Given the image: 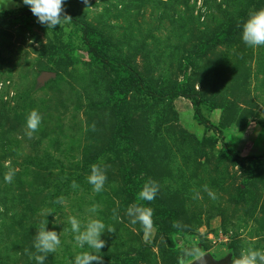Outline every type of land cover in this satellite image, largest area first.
<instances>
[{
  "label": "rangeland",
  "instance_id": "374dc122",
  "mask_svg": "<svg viewBox=\"0 0 264 264\" xmlns=\"http://www.w3.org/2000/svg\"><path fill=\"white\" fill-rule=\"evenodd\" d=\"M23 7L8 0L0 13ZM260 8L264 0H64L70 23L49 29L34 15L0 23V264H37L35 235L46 222L61 244L44 264H74L92 250L77 246L70 216L82 223L94 216L114 229L101 236L103 264H178L176 252L191 244L217 260L264 250V46H247L240 32L197 53ZM84 24L149 93L131 91L115 110L111 79L86 52ZM175 87L198 94L213 130L194 120L188 100L169 101ZM33 109L42 122L29 137ZM121 119L142 161L115 136ZM206 136L219 142L204 143ZM224 143L247 160L226 158ZM94 163L107 166L99 193L87 181ZM128 170L159 184L153 206L175 210L183 235L157 226L146 235L131 223Z\"/></svg>",
  "mask_w": 264,
  "mask_h": 264
},
{
  "label": "clouds",
  "instance_id": "9594fccd",
  "mask_svg": "<svg viewBox=\"0 0 264 264\" xmlns=\"http://www.w3.org/2000/svg\"><path fill=\"white\" fill-rule=\"evenodd\" d=\"M22 2L30 8L32 14L37 17L38 22L41 25H46L49 29L72 21V17L64 10V0H22ZM83 2L87 4L88 0H83ZM7 3L8 0L0 2V4L5 5ZM241 38L247 46L253 48L264 46V8L249 12L248 18L242 25ZM41 122L42 116L39 111L36 109L31 110L26 118L27 135L29 137L38 131ZM106 171L107 166L102 163L91 165L87 181L92 185L94 192L99 193L104 190L107 181ZM13 177L14 172L9 171L5 175V181L11 183ZM71 186L73 189L79 187L75 181L72 182ZM158 191L159 184L152 178H148L138 193V200L151 202L155 199ZM63 202V197L57 200V203L63 204ZM97 211V205H92L89 209V212L92 214H95ZM126 214L131 218L132 224L139 223L142 225L146 235L153 232L152 208L141 204H133L128 207ZM68 222L71 225V231L75 234L77 246L83 248L85 245H88L92 250L76 254L74 264H93V262L103 264V257L99 253L105 247L106 241L101 239V236L105 229L109 233L114 232V229L106 227L101 219L94 216H89L84 223L76 216H70ZM46 223L41 224L35 235L34 248L36 249V254H34V259L37 261V264H44L47 254L54 253L61 244L59 234L54 230H46ZM173 226L179 227V224L175 223ZM205 256L201 249L192 245L182 251L178 264H194L197 261L199 264H207ZM231 264H264V250L252 247L243 248L238 256L231 259Z\"/></svg>",
  "mask_w": 264,
  "mask_h": 264
},
{
  "label": "trees",
  "instance_id": "16d2710c",
  "mask_svg": "<svg viewBox=\"0 0 264 264\" xmlns=\"http://www.w3.org/2000/svg\"><path fill=\"white\" fill-rule=\"evenodd\" d=\"M25 16L32 17L33 14L30 8L27 6L26 8H22L19 11H16L13 16L10 14H3L0 13V23L2 24H14L17 21L22 20ZM75 24H80L76 19L73 20ZM240 26V27H239ZM242 32V26H232V31L223 33L222 35L218 36L217 33L212 36V38L203 45H198L197 53H206L210 46L211 42L217 41L216 39H223L231 40L237 35L238 33ZM217 34V35H216ZM83 42L86 46V52L92 59V61L97 62L108 74L109 78L111 79L112 85L111 88L113 89L114 97V107L115 110H118L119 105L122 102L126 101V96L131 91H136L140 93H149V89L145 81L142 79L141 75L135 71L128 61H119L114 56H110L105 50L104 47L101 46V40L98 39V34L96 36L94 28H92L89 24L83 25ZM182 98L188 100L194 109V120L200 125L203 126L206 132L213 130L210 125V121L202 114L201 110V100L197 93L186 91L179 88H173L169 94V101H173L175 99ZM118 114V112H116ZM119 127L117 128L116 137L118 136L121 140H123L125 144L126 153L132 155L134 160L142 161L143 156L140 155L136 149L134 148V138L131 134V130L129 128V122L126 119H121L118 122ZM204 143H212L217 144L219 139L215 136L205 137L203 139ZM225 151L224 156L230 160L235 162H245L247 159L241 158L237 155L226 143H224ZM264 158V157H262ZM126 173V172H125ZM143 173L142 170L132 172L131 170L127 171L128 177H126V186H125V193L132 198V201L135 204H141L147 207L152 208L153 210V222L154 226H157L160 229V232L168 231L170 233H177L183 235L182 229L180 228V224L178 222V213L175 210L170 208H165L162 210H156L153 206L154 200L151 202L148 201H141L138 200V193L141 191L144 185V179L141 178V174ZM158 194V193H157ZM156 194V196H157ZM175 223L179 224V227H174ZM191 242V240H188ZM196 244H191L190 246ZM189 246V247H190ZM198 247V246H197ZM174 248V244H173ZM199 248V247H198ZM203 251V248H199ZM183 251V250H182ZM181 252H176L178 255V259L180 258Z\"/></svg>",
  "mask_w": 264,
  "mask_h": 264
},
{
  "label": "water",
  "instance_id": "95a60500",
  "mask_svg": "<svg viewBox=\"0 0 264 264\" xmlns=\"http://www.w3.org/2000/svg\"><path fill=\"white\" fill-rule=\"evenodd\" d=\"M205 259L207 264H231V257H227L222 260H217L212 254L206 253ZM194 264H199V262H194Z\"/></svg>",
  "mask_w": 264,
  "mask_h": 264
},
{
  "label": "crops",
  "instance_id": "0c3cea01",
  "mask_svg": "<svg viewBox=\"0 0 264 264\" xmlns=\"http://www.w3.org/2000/svg\"><path fill=\"white\" fill-rule=\"evenodd\" d=\"M185 100V99H184Z\"/></svg>",
  "mask_w": 264,
  "mask_h": 264
}]
</instances>
